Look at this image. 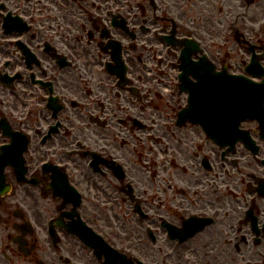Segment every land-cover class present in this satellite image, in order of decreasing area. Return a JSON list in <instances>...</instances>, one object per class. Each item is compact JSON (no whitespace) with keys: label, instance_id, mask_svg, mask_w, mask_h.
<instances>
[{"label":"flooded vegetation","instance_id":"1","mask_svg":"<svg viewBox=\"0 0 264 264\" xmlns=\"http://www.w3.org/2000/svg\"><path fill=\"white\" fill-rule=\"evenodd\" d=\"M252 53L264 0H0V264H105L88 227L116 264H264V116L188 102Z\"/></svg>","mask_w":264,"mask_h":264},{"label":"water","instance_id":"2","mask_svg":"<svg viewBox=\"0 0 264 264\" xmlns=\"http://www.w3.org/2000/svg\"><path fill=\"white\" fill-rule=\"evenodd\" d=\"M240 84L244 87H250V86H253L255 84L251 83V82H248L247 80H243L242 82H240ZM260 84H264V83H260ZM258 84V85H260ZM259 91H260V87H259ZM249 94H255V92H250ZM264 94V93H263ZM261 95V94H260ZM222 98L224 99V97L222 96ZM244 105L242 106L240 103L238 105L237 102H233V109L234 110H239V111H245L244 114L248 113V110L250 109V107L248 106V102L252 101V100H255V98H253V95H248L246 97V99L244 98ZM219 104V101L218 103ZM263 105V104H262ZM260 105V106H262ZM4 187V162L2 160V155L0 154V190Z\"/></svg>","mask_w":264,"mask_h":264},{"label":"rangeland","instance_id":"3","mask_svg":"<svg viewBox=\"0 0 264 264\" xmlns=\"http://www.w3.org/2000/svg\"><path fill=\"white\" fill-rule=\"evenodd\" d=\"M233 56H234V59H238V58L241 59V58H243L245 55H244V54H234ZM246 57H247V55H246ZM246 57H245V58H246Z\"/></svg>","mask_w":264,"mask_h":264},{"label":"bare ground","instance_id":"4","mask_svg":"<svg viewBox=\"0 0 264 264\" xmlns=\"http://www.w3.org/2000/svg\"><path fill=\"white\" fill-rule=\"evenodd\" d=\"M231 103L230 102H228L227 104L225 103V105H223V106H227V105H230ZM222 106V107H223ZM223 110H225V107H223Z\"/></svg>","mask_w":264,"mask_h":264}]
</instances>
